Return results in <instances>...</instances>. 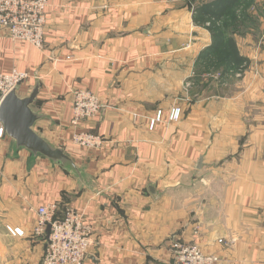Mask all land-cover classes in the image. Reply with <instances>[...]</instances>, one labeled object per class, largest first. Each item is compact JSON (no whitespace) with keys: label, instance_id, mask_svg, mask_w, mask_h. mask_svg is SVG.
Listing matches in <instances>:
<instances>
[{"label":"crops","instance_id":"obj_1","mask_svg":"<svg viewBox=\"0 0 264 264\" xmlns=\"http://www.w3.org/2000/svg\"><path fill=\"white\" fill-rule=\"evenodd\" d=\"M252 9L225 38L205 0H49L42 50L0 29V74L31 76L24 92L39 82L36 129L89 187L43 158L11 157L0 139V264H40L32 230L49 203L91 226L84 264H169L177 242L220 264H264V7ZM75 89L104 105L85 124L103 136L98 150L71 143ZM176 104L181 120L149 132L148 118Z\"/></svg>","mask_w":264,"mask_h":264},{"label":"built area","instance_id":"obj_2","mask_svg":"<svg viewBox=\"0 0 264 264\" xmlns=\"http://www.w3.org/2000/svg\"><path fill=\"white\" fill-rule=\"evenodd\" d=\"M48 4L49 0H0V29L7 30L11 40L27 42L42 50ZM30 79L31 76L17 69L0 74V103L12 89L23 88ZM103 107L101 99L95 93L87 89L73 91L69 125L75 129L71 137L74 146L86 150H98L102 147L103 136L87 132L85 124L96 117ZM182 114V107L178 104L167 111L158 109L148 118L147 129L155 132L161 126L178 123ZM6 232L12 238L25 236L21 227L6 226ZM32 233L34 237L44 240L40 264H84L92 245V228L85 223L82 215L71 207L64 208L61 214L56 203L40 205L36 209ZM220 263L218 255L205 253L195 242L175 243L169 260V264Z\"/></svg>","mask_w":264,"mask_h":264},{"label":"water","instance_id":"obj_3","mask_svg":"<svg viewBox=\"0 0 264 264\" xmlns=\"http://www.w3.org/2000/svg\"><path fill=\"white\" fill-rule=\"evenodd\" d=\"M39 89L38 81L25 92L15 87L0 103L2 139L6 138L10 142V156L17 157L19 151H24L29 154L31 163L36 158H43L70 174L78 181L81 188H89L86 186L84 169L63 148L49 142L36 129V124L46 119L45 115L35 109ZM148 189L155 198L158 197L153 185L148 186Z\"/></svg>","mask_w":264,"mask_h":264},{"label":"rangeland","instance_id":"obj_4","mask_svg":"<svg viewBox=\"0 0 264 264\" xmlns=\"http://www.w3.org/2000/svg\"><path fill=\"white\" fill-rule=\"evenodd\" d=\"M205 3L210 10L208 14L213 15L211 21L207 20L209 28L212 27L214 33H220L224 38L226 31L234 26L235 16H242L246 11L254 12L256 9H250L258 8L260 5L264 7V0H205ZM223 6L225 7L222 9Z\"/></svg>","mask_w":264,"mask_h":264},{"label":"trees","instance_id":"obj_5","mask_svg":"<svg viewBox=\"0 0 264 264\" xmlns=\"http://www.w3.org/2000/svg\"><path fill=\"white\" fill-rule=\"evenodd\" d=\"M209 29L211 30V32H212L213 34H215V35H216V33H214V31H212V27H210Z\"/></svg>","mask_w":264,"mask_h":264}]
</instances>
